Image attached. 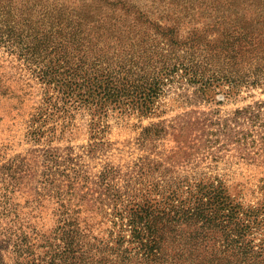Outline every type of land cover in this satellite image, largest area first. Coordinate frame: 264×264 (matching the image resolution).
I'll return each mask as SVG.
<instances>
[{
    "label": "rangeland",
    "instance_id": "obj_1",
    "mask_svg": "<svg viewBox=\"0 0 264 264\" xmlns=\"http://www.w3.org/2000/svg\"><path fill=\"white\" fill-rule=\"evenodd\" d=\"M60 44L132 59L146 79L176 70L161 113L56 111L31 48ZM204 185L225 188L235 223L229 211L173 219ZM66 238L75 253L58 256ZM201 253L264 264V0H0V264H204Z\"/></svg>",
    "mask_w": 264,
    "mask_h": 264
},
{
    "label": "trees",
    "instance_id": "obj_2",
    "mask_svg": "<svg viewBox=\"0 0 264 264\" xmlns=\"http://www.w3.org/2000/svg\"><path fill=\"white\" fill-rule=\"evenodd\" d=\"M105 1L109 2L110 0ZM45 45L48 48L51 46L48 42ZM46 47L42 51H39V47L36 46L31 48L34 53H36V50L39 52L38 57L41 58V64L45 63L47 65L46 68L44 67L41 70V78L48 85H57V90L61 95L59 103L62 105L58 107V104H56L55 110L71 113V115L73 110L80 108L94 109L95 115L99 117L100 121L107 120L111 112L122 114L124 117H131L137 114L140 117H149L160 114L161 112H158L160 106L156 102L162 96L163 86L169 81L176 79L178 75L176 70L167 67L159 76L146 79L144 75L139 76L134 72L135 70H140L146 73L145 69L132 59L125 61V65H120L123 63L114 61L108 56L109 52L107 51H103L92 60L69 55L67 48L61 44L54 45L53 50H49ZM40 53H43V55ZM31 58H35L34 54H32ZM27 61L37 64L39 60L30 59L29 57ZM50 67H54L55 70H51ZM186 75L189 74L186 73ZM192 77L197 82L202 81V78L197 75ZM203 87H207L206 84L203 83ZM47 101H53L52 97H49ZM41 109L40 107L38 111ZM32 139L38 141L36 135ZM224 190L223 186L204 185L200 187V194L203 198L196 197L197 195L195 194L192 195L196 197L195 204L197 209L186 213L185 211L174 210L178 206L172 205L173 210L176 212L173 215V219L181 221L185 217L186 222L189 223L199 221L206 210L216 213L229 211L231 215L226 216L231 222L235 223L236 219L234 217L242 209L230 204L223 198ZM206 196H208V200L204 201ZM174 200L173 198V202ZM254 221L256 223L259 222L257 219ZM22 229L20 227L22 231L20 236L26 238L29 234H32ZM152 229V227L136 228L135 237L137 238V243L141 244L146 234L152 235ZM144 231H146V234ZM153 242L150 251L146 249L147 253H150L151 249L153 250L154 246H157V241ZM65 243L66 249L58 256L68 257L71 253H75L67 238ZM147 246L149 244L145 245V247ZM192 246H194L195 250H191V252L194 256H197L199 247L197 244ZM206 254L208 253H201L205 258L204 264L229 263L222 260L217 262V259L215 262H211V259ZM194 256L190 254V257Z\"/></svg>",
    "mask_w": 264,
    "mask_h": 264
}]
</instances>
